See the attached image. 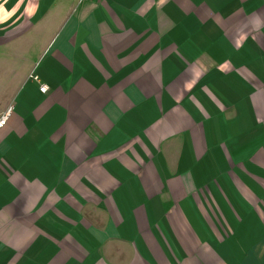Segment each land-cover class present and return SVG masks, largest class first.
Returning <instances> with one entry per match:
<instances>
[{
  "label": "crops",
  "instance_id": "1",
  "mask_svg": "<svg viewBox=\"0 0 264 264\" xmlns=\"http://www.w3.org/2000/svg\"><path fill=\"white\" fill-rule=\"evenodd\" d=\"M7 112L0 264H264V0H0Z\"/></svg>",
  "mask_w": 264,
  "mask_h": 264
},
{
  "label": "built area",
  "instance_id": "2",
  "mask_svg": "<svg viewBox=\"0 0 264 264\" xmlns=\"http://www.w3.org/2000/svg\"><path fill=\"white\" fill-rule=\"evenodd\" d=\"M29 80L33 81L34 83H36L38 85L39 91L42 94L46 93L47 87L44 84L40 83V80H39V78L36 75L30 74L29 75ZM7 115H8V112L5 115L0 117V128L5 125L6 119H7Z\"/></svg>",
  "mask_w": 264,
  "mask_h": 264
}]
</instances>
